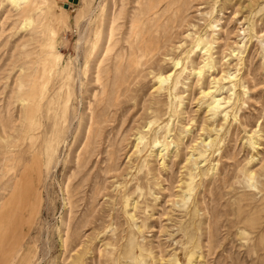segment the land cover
Returning <instances> with one entry per match:
<instances>
[{"label": "rangeland", "instance_id": "374dc122", "mask_svg": "<svg viewBox=\"0 0 264 264\" xmlns=\"http://www.w3.org/2000/svg\"><path fill=\"white\" fill-rule=\"evenodd\" d=\"M0 264H264V0H0Z\"/></svg>", "mask_w": 264, "mask_h": 264}]
</instances>
